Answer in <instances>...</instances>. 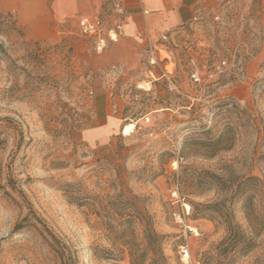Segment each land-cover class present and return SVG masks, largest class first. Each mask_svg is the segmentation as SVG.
<instances>
[{"label":"rangeland","instance_id":"1","mask_svg":"<svg viewBox=\"0 0 264 264\" xmlns=\"http://www.w3.org/2000/svg\"><path fill=\"white\" fill-rule=\"evenodd\" d=\"M202 1L97 52L83 14L0 0V264H264V0Z\"/></svg>","mask_w":264,"mask_h":264},{"label":"crops","instance_id":"2","mask_svg":"<svg viewBox=\"0 0 264 264\" xmlns=\"http://www.w3.org/2000/svg\"><path fill=\"white\" fill-rule=\"evenodd\" d=\"M110 0H55L58 15L94 16ZM124 11L120 40L127 45L150 42L196 20L202 0H119ZM54 5V7H53ZM49 12V11H48ZM51 14V13H49Z\"/></svg>","mask_w":264,"mask_h":264},{"label":"built area","instance_id":"3","mask_svg":"<svg viewBox=\"0 0 264 264\" xmlns=\"http://www.w3.org/2000/svg\"><path fill=\"white\" fill-rule=\"evenodd\" d=\"M120 3L118 0L115 9L121 16L123 8ZM76 26L81 36L94 41V48L97 52H102L109 44L117 43L122 35V18L115 20L112 26H106L97 16H79ZM226 66V61L223 60L217 64L215 70L220 74ZM191 80L195 83L200 82L197 72L191 74ZM184 254L186 255V252Z\"/></svg>","mask_w":264,"mask_h":264},{"label":"trees","instance_id":"4","mask_svg":"<svg viewBox=\"0 0 264 264\" xmlns=\"http://www.w3.org/2000/svg\"><path fill=\"white\" fill-rule=\"evenodd\" d=\"M249 181H251V178L249 179ZM242 187H243L242 183L237 184V187H236L237 189H236L235 192L239 196L240 195H245V189H243ZM249 199H250L249 196L244 199L245 200V204H247V202L249 201ZM245 209L248 212L251 211V208L250 207L245 206ZM24 221H27V219L25 218L23 220V222ZM21 227H22V224L17 225L16 228H15V232H17L20 229H22ZM231 233H232V231H231ZM145 238L147 240H149V241L150 240L152 241L154 239L155 240L159 239V236L156 235L155 232L151 228H148V229L145 230ZM242 238L245 239L244 236L239 235L237 233H234L232 235V238L229 239L230 241H229L228 245L225 246L223 249L224 250H228V247H230L229 250L232 251L233 253H237V254H244V253H246L247 250H248V248H247L248 246H247V244L245 242H242V243L240 242V240ZM150 253L152 255L155 254L154 251H151ZM145 257H146V252L145 251H136V250H132V249L129 250L130 264H141V261H143V259H145ZM150 260H151V264H155L156 263L154 258H151ZM230 263H231V257H227L225 259V264H230Z\"/></svg>","mask_w":264,"mask_h":264},{"label":"bare ground","instance_id":"5","mask_svg":"<svg viewBox=\"0 0 264 264\" xmlns=\"http://www.w3.org/2000/svg\"><path fill=\"white\" fill-rule=\"evenodd\" d=\"M129 133V132H128ZM185 209L187 210V211H189V206L188 205H185Z\"/></svg>","mask_w":264,"mask_h":264}]
</instances>
